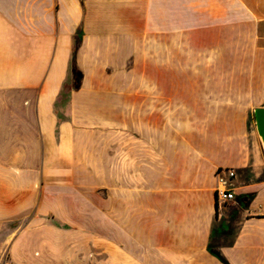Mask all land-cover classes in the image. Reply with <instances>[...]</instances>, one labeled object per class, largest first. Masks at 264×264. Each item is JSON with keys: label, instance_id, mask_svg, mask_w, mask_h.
Returning a JSON list of instances; mask_svg holds the SVG:
<instances>
[{"label": "crops", "instance_id": "0c3cea01", "mask_svg": "<svg viewBox=\"0 0 264 264\" xmlns=\"http://www.w3.org/2000/svg\"><path fill=\"white\" fill-rule=\"evenodd\" d=\"M257 109L264 0H0V264H264Z\"/></svg>", "mask_w": 264, "mask_h": 264}, {"label": "built area", "instance_id": "2783aa9c", "mask_svg": "<svg viewBox=\"0 0 264 264\" xmlns=\"http://www.w3.org/2000/svg\"><path fill=\"white\" fill-rule=\"evenodd\" d=\"M228 177L233 179L235 177L234 171H228ZM235 199V193L228 187V181L221 178L220 188L217 190V201L219 204L226 205Z\"/></svg>", "mask_w": 264, "mask_h": 264}, {"label": "water", "instance_id": "95a60500", "mask_svg": "<svg viewBox=\"0 0 264 264\" xmlns=\"http://www.w3.org/2000/svg\"><path fill=\"white\" fill-rule=\"evenodd\" d=\"M255 122L259 136L264 146V109H257L255 111Z\"/></svg>", "mask_w": 264, "mask_h": 264}, {"label": "trees", "instance_id": "16d2710c", "mask_svg": "<svg viewBox=\"0 0 264 264\" xmlns=\"http://www.w3.org/2000/svg\"><path fill=\"white\" fill-rule=\"evenodd\" d=\"M71 74H72V81H71L72 85H71V87L77 88L79 86V83H80L81 74H80L79 70L77 69L75 57L72 61Z\"/></svg>", "mask_w": 264, "mask_h": 264}]
</instances>
